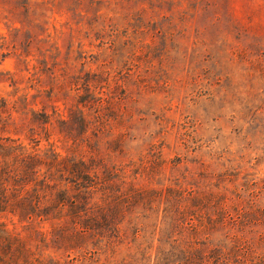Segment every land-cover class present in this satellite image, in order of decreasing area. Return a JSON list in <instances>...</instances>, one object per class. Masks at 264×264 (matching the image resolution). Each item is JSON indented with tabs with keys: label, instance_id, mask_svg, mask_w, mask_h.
I'll return each instance as SVG.
<instances>
[{
	"label": "rangeland",
	"instance_id": "1",
	"mask_svg": "<svg viewBox=\"0 0 264 264\" xmlns=\"http://www.w3.org/2000/svg\"><path fill=\"white\" fill-rule=\"evenodd\" d=\"M0 264H264V0H0Z\"/></svg>",
	"mask_w": 264,
	"mask_h": 264
}]
</instances>
